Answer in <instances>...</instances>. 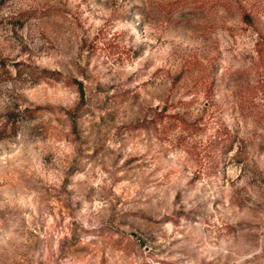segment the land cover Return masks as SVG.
<instances>
[{"label": "rangeland", "instance_id": "1", "mask_svg": "<svg viewBox=\"0 0 264 264\" xmlns=\"http://www.w3.org/2000/svg\"><path fill=\"white\" fill-rule=\"evenodd\" d=\"M261 37L264 0H0V264H264Z\"/></svg>", "mask_w": 264, "mask_h": 264}, {"label": "trees", "instance_id": "2", "mask_svg": "<svg viewBox=\"0 0 264 264\" xmlns=\"http://www.w3.org/2000/svg\"><path fill=\"white\" fill-rule=\"evenodd\" d=\"M260 40L261 41L258 44V47H259L258 54L261 56V59H262L261 66L264 68V37H261ZM76 84L80 87L81 94L83 95L82 87H81L80 83L77 82Z\"/></svg>", "mask_w": 264, "mask_h": 264}]
</instances>
